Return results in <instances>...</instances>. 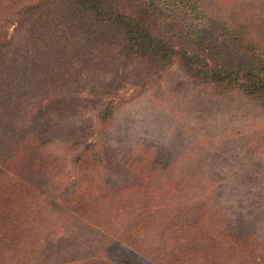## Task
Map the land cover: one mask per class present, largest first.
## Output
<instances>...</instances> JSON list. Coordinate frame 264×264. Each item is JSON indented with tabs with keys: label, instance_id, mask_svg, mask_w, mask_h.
Segmentation results:
<instances>
[{
	"label": "trees",
	"instance_id": "obj_1",
	"mask_svg": "<svg viewBox=\"0 0 264 264\" xmlns=\"http://www.w3.org/2000/svg\"><path fill=\"white\" fill-rule=\"evenodd\" d=\"M232 10L222 0H0V264H264V226L213 214L200 198L136 199L144 210L102 216L53 208L88 202L110 167L147 175L145 159L85 147L57 200L38 182L59 187L50 140L86 103L82 78L121 70L122 58L264 106V35L244 15L232 22Z\"/></svg>",
	"mask_w": 264,
	"mask_h": 264
},
{
	"label": "rangeland",
	"instance_id": "obj_2",
	"mask_svg": "<svg viewBox=\"0 0 264 264\" xmlns=\"http://www.w3.org/2000/svg\"><path fill=\"white\" fill-rule=\"evenodd\" d=\"M222 1L239 14L232 15V22L244 15L254 21L257 34L264 35V26L256 24L264 23V0ZM120 61L121 70H111L107 76L104 72V77L99 70L98 77L82 78L79 86L86 103L50 140L53 157L63 159L57 165L63 178L58 179L59 187L55 178L39 179V186L48 198L57 200L58 189L76 176L71 154L85 147L135 159L137 165L142 158L151 169L146 175L136 167L130 172L110 167L98 176V191L87 194L88 202L80 206L57 202L53 208L65 214L77 210L102 216L140 212L144 209L138 202L159 198L178 204L200 198L213 214L234 220L242 212L255 217L247 226H264V106L237 91L218 94L192 84L179 70L156 74L141 61ZM69 137L75 139L66 145L64 139ZM139 185L148 189L140 190ZM176 207L163 211L175 212Z\"/></svg>",
	"mask_w": 264,
	"mask_h": 264
}]
</instances>
